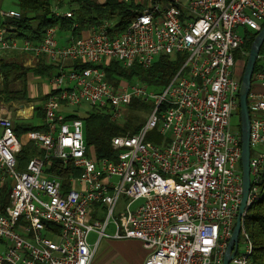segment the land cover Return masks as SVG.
<instances>
[{"label":"built area","instance_id":"built-area-1","mask_svg":"<svg viewBox=\"0 0 264 264\" xmlns=\"http://www.w3.org/2000/svg\"><path fill=\"white\" fill-rule=\"evenodd\" d=\"M118 1L130 4L134 14L121 31L117 17L100 18L75 37L79 23L73 22L60 44L57 25L38 42L18 38L10 24L0 27V60L24 56L29 66L44 59L55 67L43 78L50 87L41 102L43 128L25 136L39 153L24 169L17 167L21 141L13 119L0 104V185L8 188L0 208V264H90L91 232L98 239H138L148 250L143 264L222 260L243 194L240 133L231 123L241 85L234 52L243 44V29L260 30L264 0ZM51 10L61 19L74 16L56 4ZM15 15L0 11L2 19ZM161 55H179L182 63L159 90L105 78L103 66L110 61L148 68ZM134 100L152 101V110L135 133L110 139L113 159L87 152L82 119L64 110L87 104L121 124ZM246 102L248 208L264 171V67L252 73ZM23 109L16 112L26 117ZM152 131L160 141L146 139ZM52 159L79 171L67 178L68 187L50 171ZM122 195L128 201L119 211ZM243 220L239 239L245 250L237 245L230 264H251Z\"/></svg>","mask_w":264,"mask_h":264},{"label":"trees","instance_id":"trees-1","mask_svg":"<svg viewBox=\"0 0 264 264\" xmlns=\"http://www.w3.org/2000/svg\"><path fill=\"white\" fill-rule=\"evenodd\" d=\"M55 4L60 9H71L74 16L70 19L56 17L51 10L52 5ZM16 5V15L6 20L0 18V27L10 24L13 27L12 32L18 38H26L35 42L41 40L44 31L48 27L57 25L60 30L66 31L71 28L73 22L79 23V29L73 31L74 36L78 37L80 30L85 29L90 23L100 18L117 17V27L121 31L127 26L134 15L130 4L118 0H16ZM256 33V31L248 28L243 29V44L240 50L245 53L244 57H246ZM262 52H264V43L260 48L259 54ZM181 63L182 57L179 55H161L148 68H142L136 64H133L129 68H123L118 62L110 61L103 66V69L106 80L114 85L121 81H139L151 89L159 90L171 80ZM76 66L87 67L88 64L80 63L79 65L76 64ZM263 67L262 64H257L256 60L253 72ZM54 69L55 67L47 64L44 59H40L36 65L29 68H24L16 61L0 60V78L2 79L3 86L0 89V97H4V100L28 99L26 87L22 90L9 89V79L13 81L17 78H22L25 81L26 75L29 72L33 76L43 79L54 72ZM24 86H26L25 83ZM47 95L48 93L43 96V99ZM147 107L142 101H132L127 108L126 120L121 124L111 122L107 113L91 109L84 118H81L85 130L84 140L87 152L92 153L97 159L103 157L113 159L115 151L110 146V139L114 135L123 134L126 131L135 133L143 122H134L132 113L138 110H145ZM34 111L36 116L43 117L40 106L34 107ZM70 117L77 116L70 115ZM232 126L240 133V119ZM42 128L43 124L34 125L28 121H13V131L22 142L21 149L16 155L17 167L19 169H24L28 160L39 153L34 145L26 140V134ZM51 164L50 171L62 177L65 188L68 187L67 178L70 174L77 176L79 173L77 169H74L70 165L63 167L61 161L58 159H52ZM257 185L259 189L258 198L252 201L247 208L244 215L243 227L252 244L251 264H264V171L260 174ZM7 192V186L5 184L0 185V208L7 203Z\"/></svg>","mask_w":264,"mask_h":264},{"label":"rangeland","instance_id":"rangeland-1","mask_svg":"<svg viewBox=\"0 0 264 264\" xmlns=\"http://www.w3.org/2000/svg\"><path fill=\"white\" fill-rule=\"evenodd\" d=\"M51 1H53V0H51ZM16 8H17L16 0H0V11H2V12H7L9 10L16 11ZM65 9H69V8H65ZM0 18L2 19V17H0ZM3 20H6V18ZM60 34H66V31H60L59 30L57 32V37ZM244 55H245V53H242L240 48H238L234 52V59H235L234 70L240 76L242 74L243 66L245 63L244 60L246 61L248 53L246 54V57H244ZM263 59H264V52L259 54V56L257 58V64L260 63L264 66ZM22 60L15 59V61L18 62L24 68L33 67V66H29L28 64L24 63V61L22 62ZM3 61H11V60H8L7 58H5V59H3ZM9 81H10L9 89H11V90H22L24 87H26L27 93H28L27 94L28 99L4 100V97H0V104L2 106H6L8 108L7 109V115L9 117H11L13 119V121H24V120L20 119L21 116H19V114L16 112L17 109L19 108L20 105H23V107L25 109L31 107V105H33V107L38 106L43 100L44 87H45L46 81H45V79H41V78H37V77L33 76L30 72L27 73L25 81L22 78H17L13 81H11V79H9ZM24 83L26 84V86H24ZM2 87H3L2 86V79L0 78V89H2ZM143 103H145L148 107L145 110H142V111L138 110V111H135L132 113V118H133L134 122H143L144 123L148 114L152 110V107H153L152 101H143ZM65 109H66L65 112L68 115H74V116H77L80 118H84L87 115V113L91 110L90 106L87 104H81L80 106H68ZM29 120H26V121L34 123V124L37 122V119L35 116ZM238 121H239V115H238V113H236L235 115L232 116L231 123H232V125H234ZM126 132H129V131H126ZM146 139L152 140V141H160L161 138H160V135H158L156 133V131H152L151 133L148 134ZM23 141L25 142V140H23ZM21 144H22V142H21ZM127 201H128V199L125 196H123V195L120 196L119 202H118L119 204L117 206V210L120 211L124 207V205L127 203ZM120 207H121V209H120ZM102 217H103V214H100L99 218L102 219ZM110 227L111 226L109 225L107 231H109ZM3 249H4V246L1 243L0 244V250H3ZM238 250L239 251L245 250V245L242 243L241 239H238ZM215 264H221V261L216 262Z\"/></svg>","mask_w":264,"mask_h":264},{"label":"water","instance_id":"water-1","mask_svg":"<svg viewBox=\"0 0 264 264\" xmlns=\"http://www.w3.org/2000/svg\"><path fill=\"white\" fill-rule=\"evenodd\" d=\"M264 43V23L262 24L260 30L256 33L247 55V59L244 63L242 74L240 77V91H239V108L238 115L240 119V146H241V156H240V168L241 177L243 184V194L241 203L239 205V210L236 216L235 225L231 234V237L226 246L225 252L223 254L221 264H230V261L237 249L239 233L241 229V220L244 216L247 207V196L250 188V176H249V114L247 109V94L251 86V77L254 69L255 62L259 56V51Z\"/></svg>","mask_w":264,"mask_h":264},{"label":"crops","instance_id":"crops-1","mask_svg":"<svg viewBox=\"0 0 264 264\" xmlns=\"http://www.w3.org/2000/svg\"><path fill=\"white\" fill-rule=\"evenodd\" d=\"M63 35L64 34H60L58 36V42L60 44L65 41ZM23 59H25L24 56ZM49 91L50 87L47 83H45L44 95ZM38 106L41 107V103ZM34 116L36 117L37 122L32 124L40 125L43 123V117L36 116L34 108L26 115V117H21L20 119L26 121L32 119ZM109 231H113L112 226L109 228ZM87 240L88 244L94 249L90 264H143L148 254V250L144 248L142 243L138 239L134 238L102 237L98 239L97 234L95 232H91L88 235Z\"/></svg>","mask_w":264,"mask_h":264},{"label":"bare ground","instance_id":"bare-ground-1","mask_svg":"<svg viewBox=\"0 0 264 264\" xmlns=\"http://www.w3.org/2000/svg\"><path fill=\"white\" fill-rule=\"evenodd\" d=\"M20 113H22V115L26 116L29 113V109H23Z\"/></svg>","mask_w":264,"mask_h":264}]
</instances>
